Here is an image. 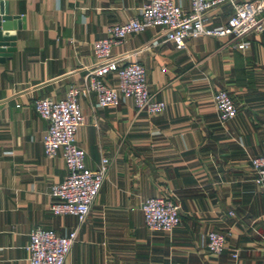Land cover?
I'll return each mask as SVG.
<instances>
[{"label":"crops","instance_id":"0c3cea01","mask_svg":"<svg viewBox=\"0 0 264 264\" xmlns=\"http://www.w3.org/2000/svg\"><path fill=\"white\" fill-rule=\"evenodd\" d=\"M147 1L7 0L17 16L6 30L14 48L0 61V264H28L35 226L60 235L76 228L63 264H264V198L250 165L264 153V29L247 34L244 49L230 36L178 45L158 26L113 44L111 54L144 67L149 93L165 108L137 111L128 98L95 107L94 93L80 97L83 123L74 142L88 167L107 157V170L83 221L50 209V185L66 169L60 152L43 153L47 122L33 100L59 99L81 85L95 62L92 42ZM172 1L188 9V0ZM231 11L229 2L219 3L206 25H222ZM105 79L115 84L114 73ZM218 89L236 106L224 122L214 107ZM161 193L178 206L170 231L147 229L140 210L146 197ZM209 230L225 239L215 255L205 246Z\"/></svg>","mask_w":264,"mask_h":264},{"label":"built area","instance_id":"2783aa9c","mask_svg":"<svg viewBox=\"0 0 264 264\" xmlns=\"http://www.w3.org/2000/svg\"><path fill=\"white\" fill-rule=\"evenodd\" d=\"M222 2H229L232 11L219 26L206 25V13ZM188 9L183 10L172 0H149L143 3L136 16L123 22L107 25L104 35L92 42L95 62L79 86H70L59 99L39 97L33 100V108L47 122L41 136V145L46 157L60 152L65 165L63 178L50 185L53 198L50 209L55 214L74 215L79 222L85 215L100 188L107 170L108 158L101 157L95 168L85 164L84 151L78 147L75 131L83 123V113L78 99L94 93L95 107L116 105L120 99L128 98L137 111L160 113L165 108L163 100L149 93L144 67L137 60L122 61L119 55L111 54V46L120 43L133 32L158 26L165 40L178 45L186 38L197 36L228 37L232 45L244 49L249 41L246 35L264 29V0H188ZM114 73V85L107 83L105 76ZM217 118L224 122L236 113V106L224 89L214 94ZM250 165L253 181L259 185L264 198V153L253 155ZM144 225L149 230L170 231L179 222L178 206L168 195L161 193L146 197L140 203ZM76 238V228L60 235L50 228L32 227L26 243L28 264H63L64 258ZM205 246L210 254H218L225 247L224 235L209 230ZM236 250L232 252L235 257Z\"/></svg>","mask_w":264,"mask_h":264},{"label":"water","instance_id":"95a60500","mask_svg":"<svg viewBox=\"0 0 264 264\" xmlns=\"http://www.w3.org/2000/svg\"><path fill=\"white\" fill-rule=\"evenodd\" d=\"M16 16L8 13L7 0H0V61L3 60L2 56L8 55L14 48V35L6 30L11 29L12 19Z\"/></svg>","mask_w":264,"mask_h":264}]
</instances>
